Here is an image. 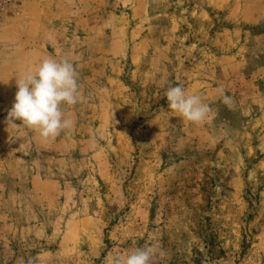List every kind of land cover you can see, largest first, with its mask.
Returning <instances> with one entry per match:
<instances>
[{
    "label": "rangeland",
    "instance_id": "374dc122",
    "mask_svg": "<svg viewBox=\"0 0 264 264\" xmlns=\"http://www.w3.org/2000/svg\"><path fill=\"white\" fill-rule=\"evenodd\" d=\"M49 57L83 100L44 140L6 117ZM176 85L211 107L203 123L168 109ZM152 243L154 264H264V0H0V264Z\"/></svg>",
    "mask_w": 264,
    "mask_h": 264
},
{
    "label": "clouds",
    "instance_id": "9594fccd",
    "mask_svg": "<svg viewBox=\"0 0 264 264\" xmlns=\"http://www.w3.org/2000/svg\"><path fill=\"white\" fill-rule=\"evenodd\" d=\"M16 86L15 102L6 117L8 129L23 126L50 140L73 127V120L65 118L62 105L74 106L83 100V95L75 65L67 57L43 59L18 78ZM218 91L225 105L234 106L233 98L223 95L222 87ZM165 96L168 109L191 123H203L211 112L200 95L187 93L182 85L169 86ZM16 120L22 124L18 126ZM157 256L164 257L166 252L158 243H152L124 255H113L109 264H154Z\"/></svg>",
    "mask_w": 264,
    "mask_h": 264
}]
</instances>
